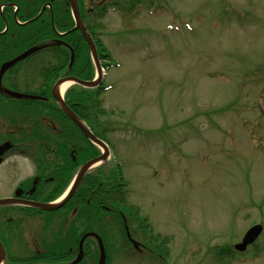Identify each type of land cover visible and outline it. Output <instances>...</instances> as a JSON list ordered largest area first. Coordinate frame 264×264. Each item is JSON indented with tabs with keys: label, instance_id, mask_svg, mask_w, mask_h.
<instances>
[{
	"label": "rangeland",
	"instance_id": "1",
	"mask_svg": "<svg viewBox=\"0 0 264 264\" xmlns=\"http://www.w3.org/2000/svg\"><path fill=\"white\" fill-rule=\"evenodd\" d=\"M160 1L106 20L110 158L170 238L167 264H218L214 247L254 225L262 234L232 264H264V0Z\"/></svg>",
	"mask_w": 264,
	"mask_h": 264
},
{
	"label": "flooded vegetation",
	"instance_id": "2",
	"mask_svg": "<svg viewBox=\"0 0 264 264\" xmlns=\"http://www.w3.org/2000/svg\"><path fill=\"white\" fill-rule=\"evenodd\" d=\"M133 2L145 1L76 0L74 10L70 0H0V264H98L101 253L104 264H124L126 250L153 260L150 218L118 191L120 177L100 176L106 162L60 209L38 208L60 196L80 157L99 155L69 116L85 120L90 103L68 89L88 67L83 30L99 35L113 6ZM91 233L98 238H83Z\"/></svg>",
	"mask_w": 264,
	"mask_h": 264
},
{
	"label": "water",
	"instance_id": "3",
	"mask_svg": "<svg viewBox=\"0 0 264 264\" xmlns=\"http://www.w3.org/2000/svg\"><path fill=\"white\" fill-rule=\"evenodd\" d=\"M70 2L72 4H74L75 3V0H70ZM88 39H89V37H88ZM89 42L91 44V52L93 54V57H94L95 61H97L94 45H93V43H92V41L90 39H89ZM97 67H98V63H97ZM77 82L80 83V84H82V85H86V86H94L95 85V83L79 82V81H77ZM69 116H70L71 119H73L76 122V124L80 127V129L82 130V132L87 136V138L89 140H91L93 143L98 144V145H100V146H102V147L105 148V146L102 144V142L100 140H98L97 138H95L72 114H70ZM105 151H107V150H105ZM98 160H100V159L90 160V161H88L87 163H85L81 167V169H80V171H79V173H78V175H77V177H76V179L74 181V184H73V186L71 188V191L69 192V194H68V196H67V198L65 200H67L72 195V193L76 189V187H77V185H78L81 177L86 172V170L92 164H94L95 162H97ZM65 200L62 203H64ZM62 203H59L57 205L42 204V205H38V208L45 209V210L57 209L58 207H60L62 205ZM261 231H262V227L260 225H256V226H253L252 228H250L246 232L245 236L243 237L242 242L240 244H238V245L235 246V249H238L240 251H243L247 247V245L253 243L256 240V238L259 236V234L261 233ZM98 264H104V260H103L102 253H101L100 260H99V263Z\"/></svg>",
	"mask_w": 264,
	"mask_h": 264
},
{
	"label": "trees",
	"instance_id": "4",
	"mask_svg": "<svg viewBox=\"0 0 264 264\" xmlns=\"http://www.w3.org/2000/svg\"><path fill=\"white\" fill-rule=\"evenodd\" d=\"M144 1L147 2L149 4V6H154V4L158 2V0H144ZM161 2H162V0L160 1V3ZM106 57H108V56H106ZM89 73H91V72H89ZM89 76L91 77L90 74H89ZM74 92H75L74 97H75V102H76L77 99L81 98V95L83 93L81 91H78L76 88H74ZM92 95L95 97V95L96 96L99 95V92L98 91H95V92L92 93ZM87 103H89V102H87ZM89 104L91 105V103H89ZM91 112H93L92 109L90 110V113ZM84 117L88 119L89 118V114L88 115L86 114ZM95 154H96V152L94 151V152L91 153L90 156H94ZM100 172H101V170H98L97 171V174H100ZM103 175H107L106 177H108V178H109V176H117V177H120L121 178V176H122L121 175V168H120L119 165H116V166H113L112 167L110 164H107V166H104L103 167V172H101V175L100 176H103ZM67 178L70 179V175H67ZM90 179L92 180L93 177L90 176ZM67 182L63 185L62 188L59 189V193L65 187V185L67 184ZM124 184L126 185L127 183L124 181ZM82 188L83 187L81 186L79 188V190H81ZM118 191L121 192V191H123V189H118ZM81 205L82 206H85L84 203L81 204ZM162 244L163 243L159 244V246L156 247V248L157 249H160V250L163 249V245ZM214 254H215L216 259L218 258L219 260H227V261H229L231 263H233L236 260V258H237L236 257V254L237 253L229 245H224V246H222L220 248L215 249ZM259 254H260V251H258L257 248H256V252H253V256H258Z\"/></svg>",
	"mask_w": 264,
	"mask_h": 264
},
{
	"label": "bare ground",
	"instance_id": "5",
	"mask_svg": "<svg viewBox=\"0 0 264 264\" xmlns=\"http://www.w3.org/2000/svg\"><path fill=\"white\" fill-rule=\"evenodd\" d=\"M68 84L64 83L61 88H60V92L63 93L64 90L67 88Z\"/></svg>",
	"mask_w": 264,
	"mask_h": 264
}]
</instances>
